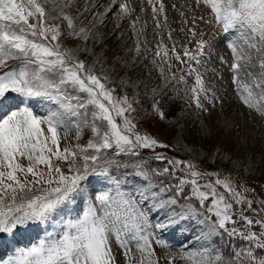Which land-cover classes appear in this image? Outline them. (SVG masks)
<instances>
[{
	"label": "snow or ice",
	"instance_id": "obj_1",
	"mask_svg": "<svg viewBox=\"0 0 264 264\" xmlns=\"http://www.w3.org/2000/svg\"><path fill=\"white\" fill-rule=\"evenodd\" d=\"M73 2L52 0L49 8V0H0V264H117L113 239L125 264H160L153 245L170 248L177 230L185 241L162 258L167 264H264V199H249L247 187L237 190L191 161L142 155L169 145L142 134L133 100L64 47V38L88 37L65 11ZM148 2L160 28L165 5ZM119 8L130 11L125 3ZM188 12H180L178 29L186 43L174 40L172 28L171 47L158 45L169 71L170 61L181 65L171 79L187 86L190 104L202 112L221 102L206 80L209 72L223 80L208 67L215 47L200 30L214 26L230 53L218 55L219 64L239 100L264 118V0H191ZM152 107L165 118L155 97ZM85 131L90 138L81 143ZM70 135L76 142L61 147ZM36 229L43 238L7 254L17 237Z\"/></svg>",
	"mask_w": 264,
	"mask_h": 264
},
{
	"label": "rangeland",
	"instance_id": "obj_2",
	"mask_svg": "<svg viewBox=\"0 0 264 264\" xmlns=\"http://www.w3.org/2000/svg\"><path fill=\"white\" fill-rule=\"evenodd\" d=\"M56 2L63 4L65 0ZM153 2L156 3V0ZM159 2L165 5V12L159 15L162 26L157 28L148 0H116L117 5L110 15L111 21L104 24L106 10L112 5V0H74L72 7L65 11L74 17L77 30L84 28L88 37L64 38L63 45L86 59L98 73H107L112 82L110 86L117 89L118 95H128L133 100L137 109L133 115L142 134H149L169 145L168 148H157L155 152L144 150L142 155L151 157L161 153L169 158L191 161L197 166L196 170L202 173L215 172L221 179H229L237 190L247 187L250 191L245 195L249 199H264V118L239 100L228 68L219 64L218 55L230 59V53L223 43V34L214 26L200 25V30L205 32L204 39L211 41L215 47L208 67L218 69L223 76V80H220L212 78L211 72L207 74L208 86L221 97V102L214 108L209 106L208 112H202L190 104V93L185 90L187 86L171 79L172 71L179 75L177 69L181 65L172 60L170 62L175 67L169 71L163 49L158 48L161 44L171 47L173 41L167 39V33L172 28L177 29L173 33L174 40L186 43L178 29L181 27L180 12L185 11L189 16L193 14L188 12L191 0ZM100 3L103 5L99 6ZM121 3L128 5V14L121 13ZM51 7L52 0H49ZM85 8L88 10L85 11ZM56 14L51 12L52 16ZM164 16H167V28L163 27ZM188 46L194 47V43ZM158 50L161 52L160 57L155 55ZM168 55L171 56V52ZM161 68L164 69L163 75ZM191 83L190 78L189 85ZM153 97L160 101L164 119L153 110ZM89 138L90 133L85 131L80 142L86 143ZM75 142L74 135H70L67 140L61 141V147ZM150 163L153 167L164 166L158 161ZM209 179L214 180L215 177ZM253 207L259 209L260 205L257 203ZM260 215L264 216V213ZM38 232L39 229H36V234ZM167 242L171 245L168 249L153 245L157 256L161 258L160 264H167L162 259L166 254L182 251L181 240L168 238ZM111 244L117 264H125L123 251L114 239ZM26 247L29 246H23ZM132 255L140 256L135 247ZM175 264L184 262L177 259Z\"/></svg>",
	"mask_w": 264,
	"mask_h": 264
},
{
	"label": "bare ground",
	"instance_id": "obj_3",
	"mask_svg": "<svg viewBox=\"0 0 264 264\" xmlns=\"http://www.w3.org/2000/svg\"><path fill=\"white\" fill-rule=\"evenodd\" d=\"M102 1L104 2L105 0H102ZM102 5H103V3H100V4H99V6H102ZM116 5H117V4H116ZM116 5H114V4L112 3V5L108 8V10H106V15H105V17H104V21H103L102 24H104V23H108V22L111 21L112 16H110V15H111L112 11L114 10L113 8H115ZM99 32H100V31H99ZM25 236L27 237L28 240H26V239L24 238ZM34 238H37L36 230H31V231L27 232L26 234H23V235L17 237V242L14 243V244H12V245H9L8 247H10V249H12V252H13V251H14V252H17L18 249H17L16 247H17V243H18L19 240L24 239L22 242L19 241V243H23L21 246H19V249H20V248L23 249V246H26V245L30 246V244H31L30 242H31ZM24 242H25V243H24ZM181 244H182V243H181ZM181 250H182V249H181ZM137 253H138V252H137ZM138 254H139V253H138ZM133 255H134V254H133Z\"/></svg>",
	"mask_w": 264,
	"mask_h": 264
}]
</instances>
